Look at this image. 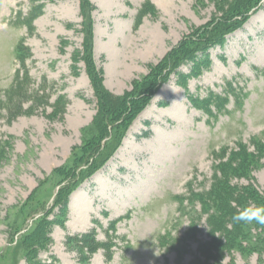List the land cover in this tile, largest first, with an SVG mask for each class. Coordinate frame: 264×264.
<instances>
[{"label": "rangeland", "instance_id": "rangeland-1", "mask_svg": "<svg viewBox=\"0 0 264 264\" xmlns=\"http://www.w3.org/2000/svg\"><path fill=\"white\" fill-rule=\"evenodd\" d=\"M146 1L0 0V88L21 68L15 46L25 37L34 87L46 79L52 104L68 99L62 112L48 106L0 117V264H264V225L236 224L230 243L224 229L217 246L209 235L212 185L216 195L225 181L244 187L248 205H264V0L209 47L210 66L197 74L193 61L202 59L206 35L237 22L220 11L227 0H148L136 24ZM41 3L30 32L21 20ZM153 81L115 153L88 176L116 144L105 141L96 152L95 88L125 95ZM219 95L209 114L206 98ZM115 219L112 260L103 249L88 255L67 243L93 229L107 241ZM47 223L52 242L34 259L29 235Z\"/></svg>", "mask_w": 264, "mask_h": 264}, {"label": "trees", "instance_id": "trees-1", "mask_svg": "<svg viewBox=\"0 0 264 264\" xmlns=\"http://www.w3.org/2000/svg\"><path fill=\"white\" fill-rule=\"evenodd\" d=\"M35 1L36 0H30L32 4L35 3ZM261 1L263 0H227L226 10L222 8L224 6V4H222V6L220 7V11L226 14L229 11L230 14L234 13L237 17V22L232 23L231 26H221L220 30H217L219 32L217 35H213V31L210 32L211 34L209 36L206 35V47L201 51L202 59L199 61H193L195 68L192 74H197L202 71L204 67L210 66V56L207 52L209 47L215 43L222 44L224 35L235 29L238 26L237 24L241 25L246 19V14L249 12V10L254 6H257ZM151 5L152 4L149 1L145 2L142 5L137 15V24H140L142 17H144L146 13L149 12L148 9ZM43 7L44 4L42 3L32 6L28 13V16H26L24 20H21V22L28 28L30 32H33V30L35 29L34 20L41 14V10L43 9ZM211 30H213V28ZM32 56L33 54L31 48L25 44V41H19L16 46V58L19 64H21V68L16 70L13 81L7 89L0 88V117H5L7 120H13L21 115L35 113L40 107L44 110L48 106L53 107V113L62 112L65 110V107L68 104V99H66L64 96L60 95L53 104L50 102L51 93L47 88L49 82L46 79L40 81L38 87H34L36 81L32 78V76L30 75V71L26 67L27 60L29 58H32ZM169 61H172V59H170ZM166 62L167 60L165 61L164 68L166 67ZM182 78L186 79L187 77L186 75H182ZM186 86V84H183V87L187 88ZM156 87V82H148L146 83V86L144 88L145 90L141 88L140 92H136L135 89L134 91L126 93L125 95L114 94L103 87L102 84H100L98 88H95V93L98 97V104L100 106L92 124L93 132H95L96 130L98 131L99 126L101 127V130L99 129L100 131H98L100 132V136L98 137V140L100 139V141L96 143V147H98L96 149V152L100 154V152L106 147V144L103 145L105 141L116 142V144L112 147L113 149L110 150L109 153L102 157L99 163H97L96 165L95 163L93 164L94 166H92V169L89 171L88 176L102 167L107 162L109 157H111L115 153L121 138L124 137L125 132L131 125L137 114L148 104L151 95L155 91ZM221 97L223 96L219 95L216 98H206V102L208 105L203 107L209 114L213 113V110L210 108L212 104L216 103V101L218 99H221ZM213 99H216V101H214ZM124 100L127 101L125 103L127 108L123 112L121 111L117 114L112 115L111 117L104 118V113L108 112V109L117 110L118 108H123L124 105L122 106V104ZM222 100L223 102L227 101L226 98H223ZM218 107L222 109V107ZM3 112H5L6 115H4ZM226 167L227 165H224L222 167V176L223 173H225ZM214 186L215 185H212V192L209 191V195L211 196V199H214V202L216 203L217 213L210 215L209 220L211 227L209 230V235L210 240L213 241L210 245L217 246L224 244L222 240L217 236V233H221V231H223L224 229H226V233L228 235L226 236L227 238H225L229 243L230 235H232L233 241L235 236H239L237 233H239L240 230L236 229V224L238 223L233 222L232 216L238 211L240 204L242 206L248 205L246 197V195H248V192L244 190V187L238 188L237 186L234 190H232V188H230V185H228V182L225 181L223 182V185L220 186L219 193H217L216 195L214 194ZM233 193L236 195V197H232V195H234ZM232 203L234 204L232 205ZM204 204L206 206L205 210H209L210 204L207 201H205ZM65 208L66 209L64 211V215L68 213L67 203H65ZM228 222L235 226L233 231L226 228ZM115 224L116 221H113L110 224L109 229L113 231V234L110 235L109 231L106 233L107 235H109V239L107 241L98 240L96 238V231L92 230L88 233L69 236L67 243H72V241H75V243L80 247L81 251L88 253V255H92L99 249H104L106 260L110 261L114 254L112 247L116 245L112 244L113 242L110 241L112 237H117L115 234ZM50 232L51 226H48L47 223L40 225L33 233L29 235L30 242L27 244L29 256L37 259L36 257L38 255V251L40 249H44L49 243L52 242ZM166 239L167 235H163L160 238L162 243ZM44 264H55V262L51 261Z\"/></svg>", "mask_w": 264, "mask_h": 264}, {"label": "clouds", "instance_id": "clouds-1", "mask_svg": "<svg viewBox=\"0 0 264 264\" xmlns=\"http://www.w3.org/2000/svg\"><path fill=\"white\" fill-rule=\"evenodd\" d=\"M232 220L235 223L251 224L255 222L259 225H264V205H248L238 210Z\"/></svg>", "mask_w": 264, "mask_h": 264}]
</instances>
